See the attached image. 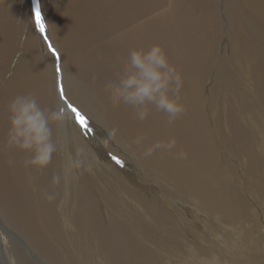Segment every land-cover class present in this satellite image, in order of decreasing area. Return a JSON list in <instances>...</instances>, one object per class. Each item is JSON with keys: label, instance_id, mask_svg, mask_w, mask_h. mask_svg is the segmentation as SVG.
I'll list each match as a JSON object with an SVG mask.
<instances>
[{"label": "rangeland", "instance_id": "obj_1", "mask_svg": "<svg viewBox=\"0 0 264 264\" xmlns=\"http://www.w3.org/2000/svg\"><path fill=\"white\" fill-rule=\"evenodd\" d=\"M137 1L132 0L131 16L145 11L151 19L153 36H146L149 41L154 39L150 45H159L180 75L182 71L190 72L187 79L196 87L197 101L185 106V115L203 113L208 119L206 124L215 138L217 152L210 170L217 178L220 176L218 179H225L233 205H241L242 213L239 208L238 214L227 215L224 208L216 207L186 185L181 175H166L140 158L133 140L120 134L115 125L120 116L105 109L101 98L94 95V85L84 82L73 70L70 58L63 55L50 21L48 26L46 0H39V4L48 41L61 57V76L55 72L56 58L35 26L37 0H0V8L17 2L32 22L41 45L37 50L42 52L43 70H49L48 107L71 104L85 115L92 129L90 133L81 127L65 131L68 150L85 146L90 167L80 171L68 185L61 180L53 190L54 221L49 216L48 227L56 234L54 243L63 258L72 261L70 264H121L119 258L129 260L134 254L139 255V264H244L240 261L245 256L260 259L264 257V12L256 10L248 0H202L197 10L190 0L186 8L181 0H148V8L143 6L141 11L137 10ZM180 12L186 15L183 23L179 22ZM141 24L134 19L132 27ZM66 83L79 85L75 91L82 93L85 109L78 105L77 98L59 96L60 87L64 89ZM113 109L114 113L120 112ZM95 112L103 123L93 119ZM113 129L115 140L104 143ZM64 164L58 152L49 166L57 175ZM35 172L41 174L40 170ZM26 174V179L33 181V171L32 177L28 170ZM218 179H212L213 189L220 187ZM83 186L88 189V200L95 201L94 211L125 225L130 220L139 225L129 238L132 244L121 246L117 257L101 248L94 238L89 237L85 244V237L74 227L73 212ZM65 191L70 193L67 198ZM48 213L46 208L43 215ZM3 244L6 250L0 252V264L15 263L12 244L23 252L29 264H51L23 235L12 233L0 221V245Z\"/></svg>", "mask_w": 264, "mask_h": 264}, {"label": "bare ground", "instance_id": "obj_2", "mask_svg": "<svg viewBox=\"0 0 264 264\" xmlns=\"http://www.w3.org/2000/svg\"><path fill=\"white\" fill-rule=\"evenodd\" d=\"M46 1L48 26L50 21L57 43L62 46L60 48L63 55L67 59L70 58L73 70L84 82L94 85V95L96 98H101L105 109L112 111L114 116H120L115 125L120 134L133 140L132 146L139 153L140 158L142 157L152 166H158L157 168L166 175H181L186 185L195 188L202 198L208 199L216 207L224 208L227 215L238 214L236 211H239V208L242 213L241 205H233L225 179L222 176L221 180L218 179L220 176L217 178L210 170L212 158H215L217 152L215 138L207 127L208 119L203 113L193 116L185 115V106L197 101L194 95L196 87L191 86L187 79L190 72L182 71L181 78L186 81H182L178 99L184 110L171 124L168 123L167 115L154 107L150 106L148 117L140 121L134 117V111L130 107L123 105L113 107L110 102L105 84L118 78L131 50H146L154 41L153 38L150 41L147 38L153 36V31L150 29L152 28L151 19L145 11L137 13L132 18V0ZM181 1L183 2L181 5L186 8L189 1ZM191 1L192 3L194 1L195 9L200 8L202 0L201 2ZM248 1L256 10L260 9L264 12V0ZM137 3V10L141 11L143 6L145 10L148 8L146 4L149 1L138 0ZM103 6L105 9L100 10ZM27 15L18 7L17 2L0 8V221L12 233L17 236L23 235L30 246L47 262L70 264L72 261L64 257L68 260L66 261L54 243L53 238L56 234L49 231L48 227V217L50 216L54 221L51 213L53 200L47 199L48 195L55 197L56 194L53 190L56 191L57 185L52 183V178L56 175L54 170L48 166L40 170L41 174L37 175L35 169L25 166L24 161L29 158L27 154L8 150L4 146L9 127L6 105L11 99L17 95L31 94L42 107H48L49 102L47 90L49 70H43L42 52L37 50L41 45ZM134 19L142 23L137 26L139 29L132 27ZM185 19L186 15L180 12L179 22L183 23ZM174 34L175 32L168 34V37ZM47 65L46 67L49 68ZM78 86V84L70 86V83H66L65 94L70 99L77 98L78 105L84 108L81 103L82 93L79 90L75 91ZM113 108H117L120 112L114 113ZM93 119L101 120L96 112ZM137 139H140L139 144L135 143ZM172 140L175 141L172 148H157L150 156L145 155V152L156 143L167 145ZM26 170L31 177L33 171V181L26 179ZM212 179H218L221 182L220 187L213 189ZM81 188L77 207L73 212L76 220L74 227L85 237V244L94 238L101 248L112 252V255L117 257L121 246L132 244L129 238L135 227L139 225L133 223V220H128L129 225H125L108 215L105 217L99 211H94L95 201L93 203L89 201L88 189L84 186ZM106 203L112 207L109 199H106ZM46 208H49V213L43 215ZM4 244L0 245L2 254L6 250H4L6 248ZM11 251L15 258V263L11 261V264H29L27 257L15 244H12ZM260 257V259L259 257L254 259L245 256L244 262H240L264 264V257ZM119 259L122 261L121 264H139L140 262L138 254H134L129 260L126 257Z\"/></svg>", "mask_w": 264, "mask_h": 264}, {"label": "clouds", "instance_id": "obj_3", "mask_svg": "<svg viewBox=\"0 0 264 264\" xmlns=\"http://www.w3.org/2000/svg\"><path fill=\"white\" fill-rule=\"evenodd\" d=\"M181 87V75L159 45L146 50H131L118 78L105 84L113 107L128 106L133 109L134 117L143 121L148 117L151 106L165 113L169 124L184 110L178 99ZM6 110L9 127L4 146L27 154L29 158L24 161L25 166L44 170L51 164L54 154L61 153L65 164L61 172L53 176L54 185H59L61 180L68 185L80 171L90 167L85 146H76L71 151L67 148L65 131L80 127L69 107L60 104L42 107L33 95L21 94L8 102ZM115 137L116 130L113 129L104 138V143L114 141ZM135 143L139 144L140 139ZM174 145V140L167 145L156 143L145 155L150 156L157 148H172ZM69 195L65 191V198ZM54 198L47 196L49 200Z\"/></svg>", "mask_w": 264, "mask_h": 264}, {"label": "snow or ice", "instance_id": "obj_4", "mask_svg": "<svg viewBox=\"0 0 264 264\" xmlns=\"http://www.w3.org/2000/svg\"><path fill=\"white\" fill-rule=\"evenodd\" d=\"M34 17H35V26L38 29V31L43 35L44 40L47 42V46L48 49L51 51L52 55L56 58V65H55V72L58 76L62 75V68H61V64H60V54L59 52L52 46L51 42L48 41V36L46 33V24L44 22V18L43 15L41 13V8H40V4H39V0H37L35 7H34ZM59 96L63 99L65 96L64 93V89L61 86L59 89ZM65 103H67V101L65 100ZM71 111L75 114L77 123L80 125L81 128H83L85 130L86 133H90L92 131L89 122L87 120V118L85 117V115H83L81 113V111H79L76 107H74L71 104L67 105ZM113 159H116V157H113ZM119 164H122V162L120 160L117 159L116 161Z\"/></svg>", "mask_w": 264, "mask_h": 264}]
</instances>
